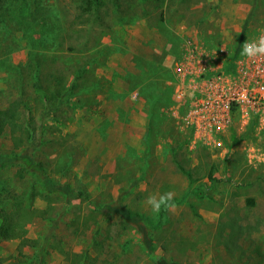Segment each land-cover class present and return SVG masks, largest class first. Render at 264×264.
Wrapping results in <instances>:
<instances>
[{
    "label": "rangeland",
    "instance_id": "rangeland-1",
    "mask_svg": "<svg viewBox=\"0 0 264 264\" xmlns=\"http://www.w3.org/2000/svg\"><path fill=\"white\" fill-rule=\"evenodd\" d=\"M85 1L0 0V109L21 113L0 155L32 149L55 184L82 193L1 169L0 212L21 209L29 242L0 237V264H264V162L242 154L261 134L248 123L224 160L190 151L162 63L191 38L228 69L264 28V0ZM166 191L176 207L154 216L144 201ZM105 204L150 219L152 250Z\"/></svg>",
    "mask_w": 264,
    "mask_h": 264
},
{
    "label": "built area",
    "instance_id": "built-area-1",
    "mask_svg": "<svg viewBox=\"0 0 264 264\" xmlns=\"http://www.w3.org/2000/svg\"><path fill=\"white\" fill-rule=\"evenodd\" d=\"M165 70L171 77L173 117L190 151L201 148L224 160L230 148L234 150L232 134L244 132L251 122L261 138L241 153L249 166L264 162V57L246 59L239 54L228 69H222L190 38Z\"/></svg>",
    "mask_w": 264,
    "mask_h": 264
},
{
    "label": "trees",
    "instance_id": "trees-1",
    "mask_svg": "<svg viewBox=\"0 0 264 264\" xmlns=\"http://www.w3.org/2000/svg\"><path fill=\"white\" fill-rule=\"evenodd\" d=\"M85 2L88 5L95 4V7L100 6V0H86ZM85 11H87V9H85ZM240 51L241 45L236 49L233 58L237 57L240 54ZM36 86L39 90H42V85L41 88L38 84ZM73 89H75V86L70 82L69 87H66L64 94L69 95ZM20 116L21 113L18 103L11 102L7 107L0 109V132L4 129H9L11 131H21L18 124ZM29 132V129H27L26 133L28 134ZM233 140H236L235 136H231V141ZM32 151V149L25 148L23 151L12 154L10 156L0 155V170L8 166H22L24 170L30 171L32 174H35L36 177H38L41 181L43 187L48 192H59L67 199L79 198L82 195V193L80 192H74L67 184H55L43 169L41 163L35 161ZM252 203V200H248V205H252ZM101 209L104 210L107 214L117 215L126 223L135 224L141 233V223H146L152 226V221L150 219L142 217L137 213H131L130 211L120 207L117 204H105ZM20 211L21 209L16 207L14 209H11L10 211L2 210L0 212V237L4 240L20 238L21 244L23 245L25 243H28L29 241L22 238L23 230L19 223L21 217ZM141 241L149 251L152 250L151 243L149 242V238L147 237V234L145 232H143L141 235Z\"/></svg>",
    "mask_w": 264,
    "mask_h": 264
},
{
    "label": "clouds",
    "instance_id": "clouds-1",
    "mask_svg": "<svg viewBox=\"0 0 264 264\" xmlns=\"http://www.w3.org/2000/svg\"><path fill=\"white\" fill-rule=\"evenodd\" d=\"M259 35L252 40L242 43L240 56L246 59L264 57V28L258 30ZM144 203L154 216H158L162 210L167 211L176 207L175 193L166 191L163 193H152L148 195Z\"/></svg>",
    "mask_w": 264,
    "mask_h": 264
},
{
    "label": "crops",
    "instance_id": "crops-1",
    "mask_svg": "<svg viewBox=\"0 0 264 264\" xmlns=\"http://www.w3.org/2000/svg\"><path fill=\"white\" fill-rule=\"evenodd\" d=\"M197 42V41H196ZM174 53L167 51V54L165 56V58L163 59L162 63H163V67L165 68V66L167 67L169 65V61L171 60V57ZM169 73V72H168Z\"/></svg>",
    "mask_w": 264,
    "mask_h": 264
}]
</instances>
